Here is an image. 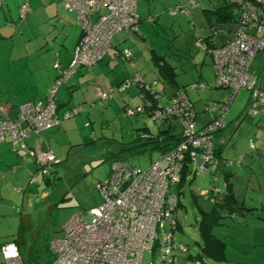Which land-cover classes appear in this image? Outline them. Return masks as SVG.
<instances>
[{
    "label": "built area",
    "instance_id": "obj_1",
    "mask_svg": "<svg viewBox=\"0 0 264 264\" xmlns=\"http://www.w3.org/2000/svg\"><path fill=\"white\" fill-rule=\"evenodd\" d=\"M64 9L75 14L82 34L74 48L68 68L61 69L57 84L64 82L80 66L97 63L110 48L111 38L124 30L137 31L136 0H62ZM196 0H188L192 5ZM241 9L242 27L233 41L219 48H207L212 56L214 83L231 91L228 102L218 116L204 127L195 128L194 111L182 93L172 99L164 110L153 112V119L178 117L183 125V140L161 154L146 168H137L122 160L110 163L108 175L95 182L102 202L88 210L72 214L62 225L61 236L50 242L52 259L48 264H177L175 253L187 248L175 239L177 195L171 188L180 182L185 163L197 157L199 172L215 168V154L211 133L224 125L223 116L237 91H250L249 109L264 106V88L251 73L257 52L264 50V0H236ZM27 10L20 7V17ZM186 14V7L173 8L171 14ZM204 48V43L200 44ZM206 48V47H205ZM141 82L135 75L132 82ZM131 83L125 80L120 88ZM203 88V83L198 84ZM56 87L49 90L44 104L25 102L17 107L16 117H0V142L7 140L12 151L24 147L29 132H39L58 125L79 109L64 112L59 117L52 98ZM113 91V90H112ZM111 91V92H112ZM99 100L106 101L110 93L98 92ZM144 106L127 109L128 114L141 112ZM210 109H213L211 107ZM252 146V145H251ZM35 156V154H32ZM39 164L55 163L54 154H40ZM43 166L41 173H46ZM37 182L35 174L29 183ZM215 193L219 192L214 188ZM212 201L211 196L207 195ZM0 264H25L16 242L0 244Z\"/></svg>",
    "mask_w": 264,
    "mask_h": 264
},
{
    "label": "rangeland",
    "instance_id": "obj_2",
    "mask_svg": "<svg viewBox=\"0 0 264 264\" xmlns=\"http://www.w3.org/2000/svg\"><path fill=\"white\" fill-rule=\"evenodd\" d=\"M223 4L222 0H200L197 5L188 9V14L179 12L172 17L166 13L168 24L157 25L152 33L140 28L141 33L146 34L149 47L158 55H163L175 67L178 84L191 82L190 78L195 71L193 62L197 67L202 65L201 59H204V54L199 40L202 41L210 34L209 22L215 23L213 15L209 16V10ZM68 13L74 16L75 20V14ZM172 18H177L178 22ZM173 23L175 26L172 32L170 25ZM216 24L217 32L211 39L219 45L222 38L230 33L229 30L234 28V24ZM211 67L213 68L210 66V57H206L202 68L208 70L210 74ZM142 69L146 81L154 79L155 83L152 86L158 91L162 89L160 100L166 103L174 85L160 76L158 68L150 59L146 60ZM251 71L261 77V86L264 87V51L256 56ZM204 86L205 88L201 90L203 94L209 86L211 90L225 91L222 94L224 97H220L218 102L224 103L221 105L226 104L229 90L216 88L214 81L210 82L209 86L207 84ZM247 97V90H240L232 98L224 114L227 123L222 135L224 146L222 156L231 162L228 168L232 173L230 182L233 183L234 194L247 206H251L255 202L258 204L259 198L264 195V114L247 113ZM82 105L87 104L84 102ZM112 105L96 104L88 118L85 117L86 126L83 122L76 123L68 137L59 133L65 136L62 140L67 142L69 138L70 144H74H68L60 153L61 158L57 155L56 160L61 162L51 167L49 182L45 181L40 172L36 175L37 183L27 185V180L16 182L18 179L15 177H9L5 184L3 181L0 182V244L15 241L19 244L23 258L32 253L35 258V261H31L32 264H48L52 259L50 242L61 236L64 222L72 214L85 212L102 202L95 182L102 181L108 175L110 163L115 157L143 169L158 156L156 150L142 149L144 140L137 139L138 133L142 132L141 128L145 127L142 122L145 120L142 117L144 114L126 116L122 108H117L114 103ZM199 120L200 114L196 119L197 126L201 124ZM146 123L152 133L162 128L151 120ZM250 144H253L255 149L251 148ZM123 149L131 150L122 151ZM140 149L142 151H138ZM245 151L248 153L245 154L241 167H238L236 162L239 155L236 152ZM200 163L198 157L195 162H191L189 168L193 170L195 165ZM191 176V182L187 180L184 185L171 188L180 203L175 212L178 224L176 240L187 247V252L176 253L177 264H197L196 259H199L201 264H221L203 255L197 225L198 209L206 211L209 204L205 195L216 186L220 193L225 192V182L208 172L196 171ZM18 187L27 190L20 193L16 191ZM24 193L27 196L23 197ZM228 221L229 218L225 219L224 224L227 225Z\"/></svg>",
    "mask_w": 264,
    "mask_h": 264
},
{
    "label": "crops",
    "instance_id": "obj_3",
    "mask_svg": "<svg viewBox=\"0 0 264 264\" xmlns=\"http://www.w3.org/2000/svg\"><path fill=\"white\" fill-rule=\"evenodd\" d=\"M1 1L0 117L5 114L9 117H13L15 109L19 104L23 102H43L55 79L56 72L53 64L58 63L60 66H65L69 63L73 48L80 38L81 30L76 24L74 16L64 9L61 0H28V9L24 21L19 20V6L24 0ZM136 1L137 14L140 19L139 34L130 30L118 32L113 36L111 48L101 62L93 66L80 68L72 75L67 83L59 86L56 91L53 100L59 117H61L66 110L76 106H82L84 109L75 116L63 119L58 125H54L51 128L39 132H29L24 140V147L18 149L17 152L10 149L7 140L0 142V182L3 181V184H5L6 181H9V177H15L18 179L16 182L27 180V185L32 184L29 183V175L39 174V156L46 151H51L54 154V165L59 164L61 160H56L57 155L61 158L62 156L60 153L70 144L69 138L67 142L62 140V138L65 139L63 135L65 134L67 136L78 122H83L86 126L87 122L85 117L87 116L88 118V114L91 113L96 104L112 105L114 103L118 106L117 108L124 109L126 106H135L141 102V97L139 95L140 91L135 86L130 87L126 92L113 93L107 103L99 102L97 95L100 90L104 92L109 91L113 85L124 78L130 77L133 72L139 73L145 82L148 81L144 78V70L142 69L146 64V60L150 59L152 64L158 68L154 56L161 57L163 55H158L152 47H149L145 36L146 34L144 35L141 33L140 28H143L147 33H152L155 31L154 28H156L157 25H167V14L174 17L179 13L176 12L175 14H171L170 10L177 7H184L187 0ZM172 19L178 22L177 18ZM170 26L173 32L175 24L173 23ZM202 41L199 40L200 43H202ZM119 46L130 48L133 55V64H130L126 60H122L117 55ZM202 51L204 54V59H201L202 65L200 64V66L198 65L197 67L196 63L193 62L195 71L193 77L190 78V83L178 84L175 67L167 61L174 71L172 75L173 81L167 80L174 85L172 93L168 97L179 87L188 84L194 85L193 83L196 82H202L203 85L207 84L209 86V83L214 81L213 68L211 67L210 74L208 70L202 68L206 57H210V66L212 65V57L209 56L207 51L203 49ZM190 60L191 57L189 61ZM160 71L158 70L160 76L164 75L163 71L161 73ZM260 85H262L261 82ZM208 88L209 89H205L204 94L201 90L189 92L191 94L190 98L194 101L197 116L200 114L199 121L201 124L208 122L216 116L219 109L223 106L221 104H224L223 102L219 103L218 100L224 97L222 94L225 93V91L211 90L210 86ZM159 94H162V89H159ZM229 97L230 91L225 103L228 102ZM84 102H86L87 105L83 106L82 103ZM209 102L216 104V108L212 113L208 114L205 107ZM142 117L145 118V120H142L145 127L141 128L142 132L139 134L147 135V137L153 136L154 134H150L152 132L147 127L146 123V121L150 122V117L148 114H144ZM224 129L225 127L214 139L216 145L221 147L220 157H222L223 154L224 146L222 135ZM60 132L63 135H60ZM73 144L74 143H71L70 145ZM33 153L35 156L32 155ZM236 153H238L239 159L243 162L245 154L248 152ZM225 173L230 175L229 181H231L232 173L229 168L224 166V162L220 160L219 166L216 168L215 172L210 174H214V176H217L225 182ZM192 174H194V172L188 173V181L192 178ZM235 176H237V174H235ZM215 181L218 182L216 179ZM216 187L218 188V186ZM24 190L25 189L21 187L16 189V191L20 193L25 192L27 189ZM26 193L23 194V197L27 196L25 195ZM218 193V197L220 198L224 196L225 192ZM205 199L206 202L209 203L207 207L208 210L211 207V201L207 198ZM243 204L245 209H242L231 217H227L229 218L227 225L223 223L213 228V234L224 242V247L222 249L224 258L220 261H216L218 263L264 264V195L259 198L258 204L255 202L254 205L247 206L244 201ZM200 209L201 208L198 209L199 217L201 214ZM217 230H219V232H217ZM195 261L198 262L199 260L196 259Z\"/></svg>",
    "mask_w": 264,
    "mask_h": 264
},
{
    "label": "trees",
    "instance_id": "obj_4",
    "mask_svg": "<svg viewBox=\"0 0 264 264\" xmlns=\"http://www.w3.org/2000/svg\"><path fill=\"white\" fill-rule=\"evenodd\" d=\"M199 1L200 0H196L190 6V5H187V3H188V0H187L186 5L184 6V7H186V14H188V9L191 8V7H193V6H195V5H197V3ZM222 1L224 3L222 6H219L218 8L213 9V10H209V16L211 14L213 15L215 23L214 22H209L210 24L208 23L210 25V31H209L210 34H208L203 39V41H202V43H204V45L206 47V48L205 47L202 48L204 51H207L206 50L207 48L210 49V48H219V47H222L225 44L233 41L234 38H235V35H236L237 30L239 29V27H242V22H241V19L239 17V15H240L239 9H241V8H240L238 2H236V0H222ZM0 2H2V1L0 0ZM61 2L63 4V1L62 0H61ZM24 4L27 6L28 0H24L21 3V5L19 6V8L22 5H24ZM63 6H64V4H63ZM27 9H28V7H27ZM136 11H137V8H136ZM204 11L207 12L206 10H204ZM26 12H27V10H26ZM68 12H70V11H68ZM183 14H185V13H183ZM25 15H26V13H25ZM25 15H24L23 18H21L20 15H19V20L20 21H24L25 20ZM75 22H76V24L78 25V27L81 30V27L77 23L76 19H75ZM139 23H140V19L138 17V23H137L138 30L136 32L135 31H132L130 29H128V30H130V31H132L134 33L139 34ZM216 23H218V24H221V23H225V24L232 23V24H234V28L231 29V30H229L230 33H228L227 36H225V37L222 38L221 44H219V45L215 44L214 41L211 39V37L217 32V26H216L217 24ZM128 30H124V31H128ZM81 34H82V30H81ZM80 38H81V35H80ZM80 38H79V40H80ZM112 38H111L110 44H109L110 45V48H111V45H112L111 44ZM78 41H77V43H78ZM77 43L75 44V46L77 45ZM75 46H74V48H75ZM74 48H73V51H74ZM108 50L105 52V54L102 56V58L97 63H95L94 65L98 64L99 62H101L103 60V58L106 55V53L108 52ZM73 51H72V54H73ZM261 51H264V50H261ZM261 51H259V52H257L255 54L254 59H253L252 64H251V69H252V65H253V62H254L256 56L258 54H260ZM207 52L209 53V51H207ZM72 54H71V58H72ZM117 55L122 60H126L130 64H133L132 63V61H133L132 60L133 59V55H132V52H131V50H130L129 47L119 46L118 49H117ZM210 56H211V54H210ZM154 57H155L154 59H155L156 65H158V68H159L158 70L159 71L161 70L160 73L163 71V74L164 75L161 74L162 75V78L164 77L168 81H170V80L173 81V78H172V75L174 74L173 68L170 66V64L167 62V60L164 58V56H161V57H158L157 56L156 57V55H155ZM71 58H70V61H71ZM70 61H69V63H70ZM69 63L67 65H65V66H60L58 63H54L53 64V67L55 69L56 75H55V79L53 81V84L51 85V88L55 86L56 87V91H57V89H58L59 86H61L64 83H67L69 81V79L72 77V75L76 71H78L80 68L86 66V65L80 66L79 68L76 69V71L74 73H72L71 75H69L68 78L64 82H61V83L57 84L58 79L61 77V74H60L59 71H61V69H63V70L65 69L66 70L68 68V66H69ZM91 66H93V65H91ZM212 66H213V62H212ZM251 69H250V71H251ZM251 73L256 77V79L259 82L261 81V77L256 76L252 71H251ZM135 75H138L139 78L141 79V82L139 84H138V82H135V81L132 82V79H133V77ZM125 80H130L131 83L127 87H125V88L122 89V88H120V86H121V84ZM153 83H155V80H151L149 82H145L144 79H143V77L139 73L133 72L130 77L124 78L120 82H118L117 84L113 85L110 88L109 91L104 92V91L101 90L104 93H107V94L110 93V97L106 101L99 100V95H97V99L99 100V102H105V103H107L110 100L112 94L115 93V92H126L132 86H135V87L138 88V90L140 91V94L139 95L141 97V102L139 104L135 105V106H129V107H126V108L124 107L123 110H124L125 115L126 116H134V115H138V114H148V116L150 117V120L153 123H155L156 125H161L162 126L161 129L158 128V131L156 133H150V134H154L153 136L147 137V135H142V134H139L138 133L137 139L139 138L140 141H143L144 140L143 141V143H144L143 146L144 147L142 149L147 148V149L156 150L158 152V156L156 158H154L153 160H151L150 163L148 164V166L155 159H157L161 154L169 151L174 146H176L180 141L183 140V133H182L183 132V125H182L181 120L178 117L166 118L161 123L156 122L153 119V117H152L153 116L152 114H153L154 111H156V110H160L161 111V110H164V108L170 106L172 104V101L171 100L174 99L178 95V93H182L183 96L186 97L187 101L191 104V107L193 108V111H194L193 121H194V124H195V128H202L208 122H210V120H209L208 122H205V123L201 124L200 126H197L196 125V119H197L198 116H197V112H196L195 107H194V101L190 98L189 92L190 91H195V90L196 91H199V90L204 89L205 88L204 85H203V88H200L198 86V84L200 82L193 83L194 85H191V84L189 85L188 84L186 86L177 88V90L170 97L167 98L166 103H164V102H162L160 100V96L161 95L159 94V91H157L152 86ZM215 87L216 88H223V87H217V86H215ZM225 89H228V88H225ZM49 90H48V92H47V94H46L43 102H41V104H44L47 101V98L49 96ZM228 90L230 91V89H228ZM241 90H243V89H241ZM245 90H247V89H245ZM56 91H55V94H54V96L52 98L53 103H54V100L53 99H54V97L56 95ZM239 91H237L236 93H238ZM247 93H248V100H249V101L247 100V104H248L247 113H252L253 115H256V114H264V106H259L258 107L259 110H255V111L249 109V106H250L249 103L251 102L250 101V98H251L250 97V91L247 90ZM230 94H231V91H230ZM23 103H25V102H23ZM23 103H21V104H23ZM21 104H19V105H21ZM54 105H55V103H54ZM139 105L144 106V109L141 112H135L133 114H128L127 113V109H129V108L130 109H134L135 107H137ZM17 107H16L15 113H14V116L15 117L17 115ZM211 107H213V109H210ZM222 107H224V105ZM55 108H56V106H55ZM215 108H216V104L209 102V103L206 104L205 110L208 113H212ZM75 109H79V111L76 112V113H74L72 116L77 115L84 108L82 106H76V107H73V108H70V109L66 110L65 112L73 111ZM219 112H220V109L218 111V114H219ZM218 114L216 116H218ZM72 116H70V117H72ZM216 116H214L213 118H215ZM70 117H68V118H70ZM68 118H63V119H68ZM223 119H224V116H223ZM224 122H225V125L221 129H218V130H216V131H214V132L211 133V138H212L211 141L213 143V149H214V154H215V163H216V166H215L214 169L209 170L208 173H214L215 172L216 168L219 166L220 160L225 161L224 162V166L225 167L228 168L229 166H231V162L230 161H226V159H224L223 156L220 157V148L221 147H219L218 145H216L215 140H214L215 139V136L226 126L225 119H224ZM164 124H166V127L163 126ZM178 127H179V129L177 130ZM250 147L251 148H254L253 144H250ZM129 148H131V147H129ZM142 149H140L138 151H142ZM130 150L131 149H123L122 151H130ZM122 151H120V153ZM196 159H195V161H196ZM113 160H122V161L127 162L126 160H124V159H122L120 157H115V159H113ZM200 160H201V158H200ZM195 161H193V162H195ZM241 162L242 161L239 159L236 163L238 164V166H241ZM190 164H191V162L185 163V166H184V168L182 170L180 182L177 185H175V186H182V185H184L185 182L187 181V175H188V173L189 172L192 173V172L198 171L196 169V165H195V167H194L193 170L190 169L189 168V165ZM53 165H54V163L52 165H48V166L42 165L40 163L38 172H40V174H42L41 173V169H42L43 166H45L46 167V170H47L46 173H43L42 174L43 175L42 177L45 179V181H48L49 182V174H51V172H50L51 170L50 169H51V167ZM224 175H225V178H226L225 179V182H226L225 187L226 188H225L224 196H222V197L219 198L218 197V194L219 193H215L214 187L207 192L208 195L211 196V198H212V201L210 203L211 204V207L208 210H206V211L200 209V213L201 214H200V217L198 219V225H197L198 226V231H199V234H200V237H201V251H202V253H203L204 256L209 257V258H211L212 260H215V261H220V260H222L224 258V255H223V252H222V249L224 247V242L222 240L218 239L213 234V228L222 225L224 223L223 220L225 218L231 217L234 214H236L239 211H241L242 209H245L244 208V204H243V200H239L236 197V195L234 194L233 183L229 181L230 175H227L226 173ZM191 180L192 179H189V182H191ZM215 188H217V187H215ZM207 199H209V197H207ZM177 200L178 201H177V205H176V208H175V212L177 210V207L180 204L178 197H177ZM177 229H178V224H177V219H176V229L174 230L175 231L174 232L175 234H176ZM175 239H176V235H175ZM176 242H177V240H176ZM18 246H19V244H18ZM184 246H186V245H184ZM50 252H51V250H50ZM178 252L185 253V252H187V250L186 251H177L176 253H178ZM176 253H175V258H176ZM23 260H24V263L25 264H32V262L35 261V258L32 255V253H30L27 256V258H23ZM197 260H199V259H197ZM176 261H177V259H176ZM197 264H201V261L199 260L197 262Z\"/></svg>",
    "mask_w": 264,
    "mask_h": 264
},
{
    "label": "clouds",
    "instance_id": "obj_5",
    "mask_svg": "<svg viewBox=\"0 0 264 264\" xmlns=\"http://www.w3.org/2000/svg\"><path fill=\"white\" fill-rule=\"evenodd\" d=\"M205 196H207V195H205Z\"/></svg>",
    "mask_w": 264,
    "mask_h": 264
}]
</instances>
